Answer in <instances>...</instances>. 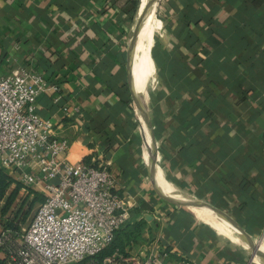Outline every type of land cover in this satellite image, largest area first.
I'll list each match as a JSON object with an SVG mask.
<instances>
[{"label":"crops","instance_id":"obj_1","mask_svg":"<svg viewBox=\"0 0 264 264\" xmlns=\"http://www.w3.org/2000/svg\"><path fill=\"white\" fill-rule=\"evenodd\" d=\"M13 69L45 80L65 157L134 205L124 251L264 264V0H0Z\"/></svg>","mask_w":264,"mask_h":264},{"label":"built area","instance_id":"obj_2","mask_svg":"<svg viewBox=\"0 0 264 264\" xmlns=\"http://www.w3.org/2000/svg\"><path fill=\"white\" fill-rule=\"evenodd\" d=\"M47 90L39 74L13 69L0 77V170L44 194L18 229L9 225L17 223L14 208L4 215L6 196L0 197V264H160L157 254L140 257L119 249L103 254L134 205L117 193L107 165L65 157L68 139L37 113V98Z\"/></svg>","mask_w":264,"mask_h":264},{"label":"rangeland","instance_id":"obj_3","mask_svg":"<svg viewBox=\"0 0 264 264\" xmlns=\"http://www.w3.org/2000/svg\"><path fill=\"white\" fill-rule=\"evenodd\" d=\"M0 171L4 174L6 173L2 169ZM7 177L8 178L5 180L4 187L2 188L3 194H1L0 197L6 196V202L7 198L14 194L15 198L11 203L12 207L14 208L12 211V216L18 212V216L15 218V220H17L16 224L19 226L20 220L23 216L26 215L25 218L27 217L26 219H29L36 211L39 204L44 200V194L41 191H36L30 187L22 186L16 179L10 178L8 174ZM10 211L11 210L9 209L8 211L6 210L4 215Z\"/></svg>","mask_w":264,"mask_h":264},{"label":"trees","instance_id":"obj_4","mask_svg":"<svg viewBox=\"0 0 264 264\" xmlns=\"http://www.w3.org/2000/svg\"><path fill=\"white\" fill-rule=\"evenodd\" d=\"M134 9H135V6H133V8H132L133 12L135 11ZM7 178H8V177H7V174H6V173L4 174V173H2V172L0 171V195L3 194V190H2V188L4 187V183H5V180H6ZM14 198H15L14 194H12L9 198H7V201H6V207H5V212H6V210H8V209L10 208L11 203L13 202ZM17 216H18V212L14 215V219H15ZM25 216H26V215H25ZM25 216H23V217L21 218V220H20V223H21V224H24V223H25ZM127 224H128V223H127ZM9 225H11V226H15V229H18V225L14 224V220L10 221V222H9ZM125 226H126V225H125ZM125 226H123V227L121 228V230L118 231V232L116 233L115 238H114V240H113L114 242L112 243V245H111L110 247H108V248L103 252V254L110 253V252H112V251H114V250H116V249H119L121 252L124 251L123 248H121V247H122V243H121V241L119 240V238H120L121 233H122L121 231L124 229ZM117 236H119V237H117Z\"/></svg>","mask_w":264,"mask_h":264},{"label":"water","instance_id":"obj_5","mask_svg":"<svg viewBox=\"0 0 264 264\" xmlns=\"http://www.w3.org/2000/svg\"><path fill=\"white\" fill-rule=\"evenodd\" d=\"M259 254H260L259 245H257L256 248L252 252V256L255 257L256 255H259Z\"/></svg>","mask_w":264,"mask_h":264},{"label":"bare ground","instance_id":"obj_6","mask_svg":"<svg viewBox=\"0 0 264 264\" xmlns=\"http://www.w3.org/2000/svg\"><path fill=\"white\" fill-rule=\"evenodd\" d=\"M263 244H264V241H262V242L260 243V249L264 246ZM256 256H257V255H256ZM256 256H255V257H256Z\"/></svg>","mask_w":264,"mask_h":264}]
</instances>
